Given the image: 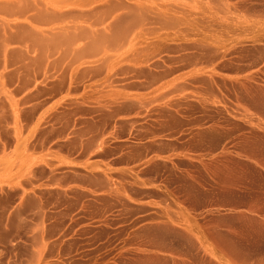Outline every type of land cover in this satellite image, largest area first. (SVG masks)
Returning a JSON list of instances; mask_svg holds the SVG:
<instances>
[{"label":"rangeland","instance_id":"374dc122","mask_svg":"<svg viewBox=\"0 0 264 264\" xmlns=\"http://www.w3.org/2000/svg\"><path fill=\"white\" fill-rule=\"evenodd\" d=\"M0 264H264V0H0Z\"/></svg>","mask_w":264,"mask_h":264}]
</instances>
